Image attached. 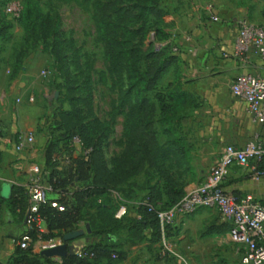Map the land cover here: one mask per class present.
<instances>
[{
	"label": "crops",
	"instance_id": "obj_1",
	"mask_svg": "<svg viewBox=\"0 0 264 264\" xmlns=\"http://www.w3.org/2000/svg\"><path fill=\"white\" fill-rule=\"evenodd\" d=\"M173 8L175 25L170 29L173 39L185 46L180 45L176 52L183 62L172 66L160 84H167L177 77L184 90L194 99L195 106L189 109L194 118L204 117V126L197 131L198 141L188 138L191 149L187 162L192 167L193 175L182 168L184 173L180 180L185 183L187 192L206 178L227 145L242 148L258 138L264 146V125L251 119L230 89L231 82L238 74L251 73L264 77V66L254 52L238 54L235 50L242 20L264 27V0H180ZM9 71L10 67L0 62V263L4 264H9L16 252L17 241L28 228L25 222L27 210H14L6 200L11 196L12 185H26L32 164H39L48 173L45 170V157L49 140L46 130L42 132L37 128L41 113L33 104L34 95L30 93L26 79L10 80L7 75ZM157 130L158 141L164 145L166 135L162 129ZM29 132L34 133L35 142L18 154L15 144ZM139 176V182H143L144 173ZM81 185L76 181L74 188ZM222 187L237 199L252 195L256 201L264 204V158L260 162L252 160L248 166L231 165ZM145 195L143 192L139 198L129 201L131 210L127 207L124 217L139 218L137 206L145 201ZM112 197L116 205L115 213L120 204L128 205L117 191L112 192ZM27 202L29 209L30 197ZM90 211L95 213L96 209L90 208ZM171 227L176 230L173 234L174 248L186 262L206 249L211 254L217 252L234 264H241V245L230 240L231 224L218 209L201 207L190 215L179 217ZM38 231L50 232L44 220ZM74 231H81L82 234L65 241L64 236ZM52 232L57 233V230ZM130 238L125 229L110 235L111 243L121 252V256L113 254L115 258L94 260L85 249L88 244L100 239L92 236L89 220L82 219L73 231L64 233L62 237H40L31 243L33 252L40 255L43 249L67 243L69 253H78L91 264H175L174 260L172 263L155 254L156 248L161 247V241L153 242L149 231L140 241L133 242ZM50 259H42L41 264H59L63 258ZM178 262H181L180 258Z\"/></svg>",
	"mask_w": 264,
	"mask_h": 264
},
{
	"label": "trees",
	"instance_id": "obj_2",
	"mask_svg": "<svg viewBox=\"0 0 264 264\" xmlns=\"http://www.w3.org/2000/svg\"><path fill=\"white\" fill-rule=\"evenodd\" d=\"M54 1L58 4L77 3L86 10H93L96 28L105 43L106 57L112 70L119 73L123 68H128V88L120 94L110 121L102 124L105 126L103 130L94 129L93 123H81L83 117H80L78 106L81 99L72 97L69 100L71 109L62 113L66 119L68 116L72 118L75 128H71L66 121L59 128V138L53 140L49 137L46 147V177L53 190L48 202L40 206L38 214L50 232L40 233L37 227H32L27 228L26 233L32 237V242L40 237H62L64 233L73 231L82 219H86L91 223L92 236L100 241L88 244L85 252L93 253L94 260L115 258L113 254L120 257L121 252L111 243L110 235L125 229L130 239L137 242L144 239L149 231L150 239L160 242L162 232L158 211L172 207L186 193L184 185L176 183L173 174H182V166L187 164L191 146L184 129L167 128L165 123L171 120L180 128L187 111L195 106V102L177 77L165 86L160 85L164 73L176 61L175 55L165 51L152 52L145 55V58L151 60L146 69L136 67L140 58L136 57L139 52L133 41L138 35L148 34L150 28L157 25V34L168 37L159 26L167 16L160 7L161 0H132L135 1L132 5L126 4L131 0ZM151 17L158 20L151 24ZM18 20L23 23L25 39L41 34L44 39L52 40L46 48L55 57L53 72L56 76L68 74L70 65L66 55L67 42L63 38L59 15L43 12L37 0H27ZM150 91L154 92L153 98H150ZM124 107L128 108L120 141L124 144V154L115 160V169L111 171L107 167L101 143L111 133V126L117 116L123 114ZM157 129H162L166 135L164 145L158 141ZM175 130L178 133L174 136ZM74 135L80 136L85 147L91 148V151L86 156L74 157L69 163L63 162L58 157ZM100 170L106 175L100 177ZM142 173L144 181L138 183L135 178ZM76 181L82 184L81 187L74 188ZM114 190L128 204L143 192L146 193L143 198L145 201L137 206L139 218H115L116 205L112 199ZM28 195L26 186L12 185L7 204L14 210L28 211ZM52 200L62 204L64 210L53 207ZM90 208L96 209V212L92 213ZM53 230H57V233H53ZM42 259L51 260L50 257L34 253L31 243L27 248L18 245L9 264H41ZM59 264L91 263L78 253H69Z\"/></svg>",
	"mask_w": 264,
	"mask_h": 264
},
{
	"label": "rangeland",
	"instance_id": "obj_3",
	"mask_svg": "<svg viewBox=\"0 0 264 264\" xmlns=\"http://www.w3.org/2000/svg\"><path fill=\"white\" fill-rule=\"evenodd\" d=\"M20 1L24 6L27 0ZM37 1L43 12L59 15L61 19L63 38L67 42L66 55L70 65L69 73L63 76L54 74L55 57L46 48L51 45L52 40L44 39L41 34H35L31 38L25 39L22 21L10 19L5 12L8 0H0V62L10 67L7 74L9 79H26L30 93L34 95L33 104L41 113L37 128L42 132L45 129L48 138L57 140L61 133L59 128L66 121L71 128H75L72 118L68 116L66 119L62 113L64 110L71 109L69 100L72 97L81 99L78 105L80 117H83L82 121L80 120L81 123H93L94 129H105L102 124L110 121L112 110L118 104L120 94L128 88V68H123L119 73L112 70L106 57L105 43L100 39L96 28L92 9L86 10L77 3L58 4L54 0ZM176 1L180 0L160 1V7L167 13V16L159 26L165 30L168 37L158 35L155 30L157 25H154L148 34H140L134 39L133 44L139 52L136 57L140 58L136 67L146 69L151 60L145 58V55L160 51H165L176 57V61L169 66L163 77L170 72L172 66L183 62L182 58L178 57L177 51H174V47H180V45L183 47L184 44L173 39L170 29L175 25L172 10H174ZM134 3L135 1L131 0L126 4ZM157 20V18L151 17V24ZM87 78L88 83H86ZM70 89L74 90L70 92ZM149 93L150 98H153L154 92L150 91ZM198 103L202 104L200 101ZM123 109V114L118 115L115 123L111 126V133L101 143L107 167L111 171L115 169V160L122 158L124 154V144L120 143L122 141L121 129H124L125 114L128 108L124 107ZM96 119H99L101 124L99 121L96 122ZM203 126L204 117L194 118L190 110L187 111L180 128L174 121L169 120L165 123L167 128L184 129L187 137L195 141H198L197 131ZM174 133L175 136L178 131L175 130ZM182 167L184 172L190 171L191 176L193 175L192 167L188 162ZM184 172L178 175L173 174V176L176 183H182L185 189V183L180 181ZM99 175L101 177L106 174L100 170ZM136 177L135 181L141 183L139 182L140 176ZM127 207L131 210L129 204ZM174 230L173 227H170L168 231V238L172 241L173 246ZM204 250V253L187 259V263L234 264L217 252L211 254L206 249ZM155 254L161 255L171 262L174 260L175 264H186L182 259H180L181 262H178V257L166 253L160 246L156 248Z\"/></svg>",
	"mask_w": 264,
	"mask_h": 264
},
{
	"label": "built area",
	"instance_id": "obj_4",
	"mask_svg": "<svg viewBox=\"0 0 264 264\" xmlns=\"http://www.w3.org/2000/svg\"><path fill=\"white\" fill-rule=\"evenodd\" d=\"M22 10L23 4L20 0H8L6 3L5 12L12 20H18ZM214 19L218 20L217 17ZM235 50L238 54L254 52L264 66V27L246 19L242 20L235 40ZM174 51H178V47H174ZM230 89L237 102L244 105L251 119L264 125V77L251 73L238 74L231 82ZM34 142L35 135L29 132L18 139L15 150L20 154ZM90 151L91 148L85 147L82 138L74 135L66 148H63L58 159L69 163L74 157L86 156ZM263 158L264 146L258 138L248 142L242 148L227 145L199 185L188 190L183 198L172 207L158 211L163 251L185 261L168 238V229L179 217L190 215L201 207H212L218 209L222 217L230 222V240L241 245V264H264V204L256 201L252 195L237 199L225 192L222 187L226 172L231 165L248 166L252 160L260 162ZM25 186L31 201L25 222L28 228L37 227L39 229L42 221L38 214L39 208L48 202L49 194L53 190L42 166L32 164L29 167ZM51 205L64 210V206L56 200H52ZM126 213L127 206L122 203L115 216L122 218ZM31 242L32 237L25 233L17 244L21 248H27ZM90 256H93V253H90Z\"/></svg>",
	"mask_w": 264,
	"mask_h": 264
},
{
	"label": "water",
	"instance_id": "obj_5",
	"mask_svg": "<svg viewBox=\"0 0 264 264\" xmlns=\"http://www.w3.org/2000/svg\"><path fill=\"white\" fill-rule=\"evenodd\" d=\"M81 234H82L81 231L70 232V233H67L64 236V239H65V241H69V240H72V239L80 236ZM41 254L45 255L47 257H61V258H64V257H66L69 254L68 245H67V243H63V244H60V245L49 247V248L43 249ZM0 264H4V263H0Z\"/></svg>",
	"mask_w": 264,
	"mask_h": 264
}]
</instances>
